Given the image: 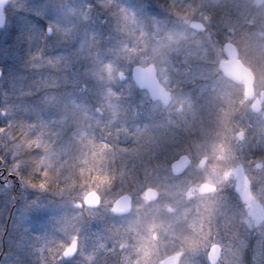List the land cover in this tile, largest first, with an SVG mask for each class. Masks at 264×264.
Returning <instances> with one entry per match:
<instances>
[{"label":"clouds","instance_id":"obj_1","mask_svg":"<svg viewBox=\"0 0 264 264\" xmlns=\"http://www.w3.org/2000/svg\"><path fill=\"white\" fill-rule=\"evenodd\" d=\"M0 264H264V0H0Z\"/></svg>","mask_w":264,"mask_h":264}]
</instances>
